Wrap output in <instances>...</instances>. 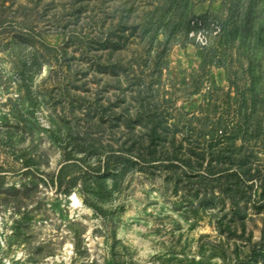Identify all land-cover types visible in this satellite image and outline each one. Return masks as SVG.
<instances>
[{"label": "rangeland", "instance_id": "obj_1", "mask_svg": "<svg viewBox=\"0 0 264 264\" xmlns=\"http://www.w3.org/2000/svg\"><path fill=\"white\" fill-rule=\"evenodd\" d=\"M0 264H264V0H0Z\"/></svg>", "mask_w": 264, "mask_h": 264}, {"label": "bare ground", "instance_id": "obj_2", "mask_svg": "<svg viewBox=\"0 0 264 264\" xmlns=\"http://www.w3.org/2000/svg\"><path fill=\"white\" fill-rule=\"evenodd\" d=\"M72 200L75 202V206L79 205V199H78V197L76 195L72 196Z\"/></svg>", "mask_w": 264, "mask_h": 264}]
</instances>
